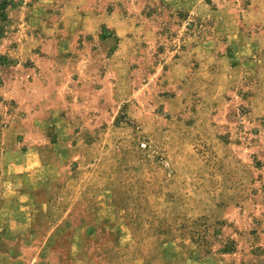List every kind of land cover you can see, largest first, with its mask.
<instances>
[{
	"label": "rangeland",
	"instance_id": "1",
	"mask_svg": "<svg viewBox=\"0 0 264 264\" xmlns=\"http://www.w3.org/2000/svg\"><path fill=\"white\" fill-rule=\"evenodd\" d=\"M0 264H264V0H0Z\"/></svg>",
	"mask_w": 264,
	"mask_h": 264
}]
</instances>
